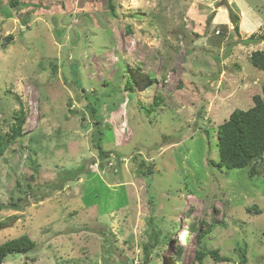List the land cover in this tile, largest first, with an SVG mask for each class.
Here are the masks:
<instances>
[{"label": "rangeland", "instance_id": "374dc122", "mask_svg": "<svg viewBox=\"0 0 264 264\" xmlns=\"http://www.w3.org/2000/svg\"><path fill=\"white\" fill-rule=\"evenodd\" d=\"M11 1L0 0V245L37 247L4 264H199L203 250L228 260L203 264H242L241 251L264 264V158L254 177L214 166L219 126L263 96L251 55L264 51V0H71V12Z\"/></svg>", "mask_w": 264, "mask_h": 264}, {"label": "trees", "instance_id": "16d2710c", "mask_svg": "<svg viewBox=\"0 0 264 264\" xmlns=\"http://www.w3.org/2000/svg\"><path fill=\"white\" fill-rule=\"evenodd\" d=\"M74 1V0H72ZM71 0H57L56 5H58L64 11H73L70 6L73 5ZM29 0H12L11 6L12 7H23L29 4ZM111 9L114 10V6L111 5ZM238 19V16L236 15ZM235 30L238 32V25L236 26ZM12 37L9 36L7 38L8 44L11 43ZM252 43H254L251 40ZM251 63L253 66L258 68L259 70L264 71V51H255L251 55ZM133 84L130 80L127 81L126 90L133 91ZM263 96L262 95H254L253 96V103L254 105L247 109H236L233 111L228 120L224 122L222 125L219 126L218 129V145H219V155L220 161L218 164H214L215 167H226L229 170L232 169H242L251 166V173L250 177H254L255 175L259 174L255 163L257 161H262L264 158V86L262 88ZM161 98L156 96L155 101L153 103L154 106L160 105ZM152 106V107H154ZM151 107V108H152ZM91 114L95 118L96 109L91 108ZM25 122V116L23 112L17 116L16 123L12 126V132L8 135L9 141H15L21 136L22 126ZM97 134L94 132V136L99 137L98 143H100V136H102V131L97 128ZM98 150L101 159H106L110 153L106 152L102 145L98 144ZM142 172L144 173L143 176H147L145 173L147 166L145 162L139 163ZM151 172V171H148ZM72 175L70 176L72 179L78 177L81 172H76L73 170L71 172ZM152 173V172H151ZM149 173V174H151ZM66 179H71L68 176H65ZM264 178V176H263ZM65 179V180H66ZM203 224V223H201ZM191 232L196 231V226L191 224L189 227ZM209 233V229L200 230L197 236V244L201 246L204 237ZM37 245L34 241H32L28 236H22L17 239H13L10 241L5 242L4 244L0 245V264H4L6 258L10 255H28L29 253L33 252L36 249ZM149 246H145L146 252V260H149L148 254ZM210 256L217 262H228L226 258L220 256L218 250L212 251H199L197 255V261L199 264H203L204 259ZM240 258L242 264L247 262L246 259V252H240Z\"/></svg>", "mask_w": 264, "mask_h": 264}, {"label": "water", "instance_id": "95a60500", "mask_svg": "<svg viewBox=\"0 0 264 264\" xmlns=\"http://www.w3.org/2000/svg\"><path fill=\"white\" fill-rule=\"evenodd\" d=\"M226 6H227V8H228V10H229V12H230V14H231L232 24L235 26L236 23H237L236 16H235V14L233 13L231 7H230L227 3H226Z\"/></svg>", "mask_w": 264, "mask_h": 264}]
</instances>
